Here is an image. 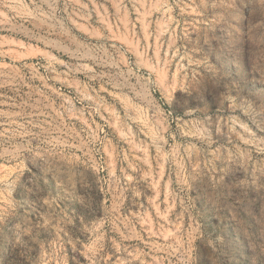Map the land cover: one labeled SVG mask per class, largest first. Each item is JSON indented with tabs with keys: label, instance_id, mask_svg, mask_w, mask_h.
<instances>
[{
	"label": "rangeland",
	"instance_id": "374dc122",
	"mask_svg": "<svg viewBox=\"0 0 264 264\" xmlns=\"http://www.w3.org/2000/svg\"><path fill=\"white\" fill-rule=\"evenodd\" d=\"M0 264H264V0H0Z\"/></svg>",
	"mask_w": 264,
	"mask_h": 264
}]
</instances>
